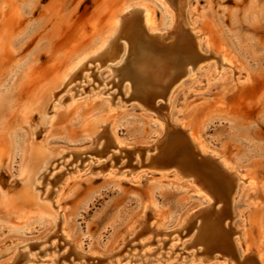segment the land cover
<instances>
[{"label": "rangeland", "instance_id": "1", "mask_svg": "<svg viewBox=\"0 0 264 264\" xmlns=\"http://www.w3.org/2000/svg\"><path fill=\"white\" fill-rule=\"evenodd\" d=\"M129 4L151 11L147 24L165 36L160 44L177 42L179 25L198 34L202 60L186 66L168 99L167 89L146 101L136 98L133 82L120 72L135 47L121 32L108 43L117 57L87 62L110 19ZM181 15L184 23L171 25L155 0H0V264H168V253L173 264L234 262L196 243L198 212L219 210L223 202L208 194L217 206L198 210L208 192L194 176L176 166L143 165V155H158L173 134L187 137L177 125L242 175L223 222L230 227L223 225L240 261L264 264V0H186ZM96 63L102 76L115 75L102 85L91 68L88 86L82 74ZM67 93L75 98L70 104ZM108 93L115 103L110 110L103 101ZM58 95L62 102L48 121ZM160 113L167 116L164 132ZM105 131L123 145L103 153ZM155 138L157 148L146 151ZM46 189L51 196L45 199ZM142 220L155 226L147 239L137 236ZM174 235L180 240L171 250L166 243ZM146 240L144 260H135ZM113 253L116 263H110Z\"/></svg>", "mask_w": 264, "mask_h": 264}, {"label": "bare ground", "instance_id": "2", "mask_svg": "<svg viewBox=\"0 0 264 264\" xmlns=\"http://www.w3.org/2000/svg\"><path fill=\"white\" fill-rule=\"evenodd\" d=\"M155 1H157L160 5H162L165 11L169 14L170 16L169 18L171 19L170 20L171 25L173 24V22L176 24V21H179V19L182 23H184L183 16L181 15L182 17L179 18L178 14L184 12L186 0H183L182 2H180L179 0H155ZM172 8H174V10ZM151 20H152L151 11L148 9L145 8L141 9L140 7L139 8L135 7L132 4H129L126 7H122L117 13L113 15V17L108 22L109 26L105 34L103 35V41L100 43V45H98V49L90 55V59H89L90 61L85 60V62L86 61L91 62V59L95 60L103 57L113 58L115 55V49L111 48V46H108V43L112 40L113 37L116 38L118 36L117 34L121 32L120 35L123 38L133 41V46L135 47V51L129 66L128 67L126 66L127 67L126 69L122 68L123 70L121 69L120 72L122 73L124 78H129L133 82L136 98L142 101H146L148 97L155 98L159 94L161 95L164 89H167V92L165 93V99H168L169 95L178 85V82L180 81V77L184 76V72L189 70V67L186 66L188 64H192V65L196 64L197 66L198 63L202 60L198 51V48H200V43L199 40L197 39L198 34L197 33H195V35L192 34L190 32L192 30L191 27L182 28L181 25H179L178 28L180 29L178 33L179 36L177 42L163 45L160 44L159 42L162 39H164L165 36H163L162 34H156L154 31L155 28L149 26L150 24L149 25L147 24L151 22ZM146 25H148V27ZM143 31L147 35H144L142 33ZM127 47L124 46L122 48L123 51L121 52L122 53L121 57L124 51L125 50L127 51L128 49ZM219 54H221V52ZM122 59H124V57H122ZM82 62L83 60L81 61V63ZM74 68L75 67H70L69 70L64 71L63 73L65 74L64 79H66V77L69 78L71 76L70 71H72ZM91 68H94L95 70L94 73L96 74L98 73L102 85L108 82L109 80L107 79L108 76L110 77L111 75L112 77H114L115 75L114 73L109 72L106 76H102L99 73L100 65H98L97 63L92 65V67L91 65L90 66L88 65L85 67L87 71L84 74H82V77L84 78V81L87 82L88 86H90L91 84L89 81L91 74L89 70H91ZM70 80H73V78ZM101 92H105L103 90V87ZM52 93L53 92L50 91V97L47 98L45 102L46 105H49V103L52 102V100H49L53 96ZM124 93L125 94L129 93L127 86L124 88ZM67 96H68L67 102L69 101L68 104H70V102L72 103V101L75 100L72 93H67ZM109 96L110 95L108 93L103 100L107 106V110H110V108H113L115 105L114 102L112 103L110 102ZM62 98L63 96L61 97V95H58L54 99L55 101V103H53L54 108L51 112V115H48V121L52 117L53 115L52 113L54 112V110L57 109V106L62 102ZM67 102L65 104H67ZM165 107L167 108L168 106L166 105ZM45 112L46 111L43 108L41 110L42 113L41 119L43 120L45 119V114H46ZM160 116L161 119L163 120L160 123V128L164 132L165 125L163 124V122L166 121L165 117L167 116L164 117V114L162 113H160ZM101 122L98 123L95 132L96 131L98 132V129L101 127L102 125ZM177 126L180 128V130L183 129V131L186 132L187 137H185L184 134L182 133L173 134L168 143V147L160 151L158 155L148 154V153L147 155H143V159L146 161L143 163V165L151 166L155 168H166L170 166H176L180 171L194 176L197 183L202 188H204V190H206V193L208 192L207 194L204 193L205 198H207L206 203L202 204L201 206L199 205L200 207L198 208V210L206 209L207 207L210 206L212 207V203L213 204L216 203L214 199L213 200L215 202L211 200V197L209 195L211 196L213 195L214 198H216V200L220 201V203L223 202L221 204H223L224 207L221 208L222 207L221 206L219 210H217L216 207L217 205L215 204L216 208H213L212 211L207 210V211L198 212L197 217L202 218L203 221L201 220L202 222L198 223L199 225H198L196 243H200L204 245V247L207 250L212 249L215 251H220L222 254L227 255L230 259L234 260V262H231V264H253L251 262H248L247 259L246 261L243 262L240 261L241 258H238L239 255L237 253V242H235L234 239L230 238L231 231L228 228L229 221L223 223L224 221H226L225 219H227L230 216V213H232V211H230L229 213L228 208L230 207V210L232 209L234 199L237 196L241 186L239 179L242 177V175H239L240 172L236 170L234 167L230 166V164L228 165L226 159H223L221 154L217 155L215 152L213 153V152L205 151L202 144L199 143L197 137L187 132L188 131L187 127L184 128L183 126L180 125ZM101 136L104 137L105 140L104 142H106V148L103 151V153L107 152V149H109L110 147H118L119 145H123V143L117 140L115 136H114L115 141L111 139L106 134V131L103 132ZM157 139L158 138H155L154 142L151 143V146L149 145L148 147H146L145 150L148 152L149 151L153 152L157 148V144L160 142V139H158L159 142L156 141ZM155 141L158 143L156 144ZM134 147L137 148L136 151H138L140 148V146H134ZM140 166L142 165L139 164L136 168H139ZM108 170L109 171H107V173L112 172L110 168ZM158 172H166V171H158ZM122 174L124 176H127V173L125 172H122ZM35 181H37L38 184H41L38 178ZM196 189L199 193H202L200 192L201 190L198 189V187H196ZM50 196L51 194H49V190L46 189L44 198L46 199L49 198ZM33 199L35 201L40 199L37 191L34 192ZM144 221L142 220L143 222L141 223L142 230L137 234V236H140L141 238L144 237L147 239L148 238L147 235L155 230V226L153 225L154 223L152 222V224L151 223L150 224L154 226V228H152L151 226L149 227ZM223 224L228 226L226 227ZM146 226L147 228L144 230ZM181 228H182V224H181ZM194 229L196 228H193L190 231L191 235L196 231V230L194 231ZM237 232L238 230L236 231V233ZM179 240H180L179 236L174 235L169 239L168 241L169 243L168 242L166 243V246L167 244L168 246L167 247L165 245L164 246L172 250L173 247L176 246V242H178ZM149 244H150L149 240L144 241L142 245L143 247L145 246V248L142 247L144 251H142L141 256L135 260L138 261L140 259L144 260L143 257L146 255L147 251L150 248L148 246ZM163 244L165 243L163 242ZM23 245H26V242H24ZM161 248L162 247L159 246L160 250ZM244 251L245 248L243 249V253ZM149 253L150 252H148V254ZM93 254H97V253H93ZM114 254L115 253H113L112 255ZM133 254L134 253H132V255ZM170 254L168 253L163 258L167 259L168 264H173L175 261L174 259H172L173 257L171 258ZM11 256H12L11 258H13L14 255ZM55 256L56 255L49 257V260L52 263H54L55 261ZM114 256L115 257L113 261L110 260L111 261L110 263L112 262L116 263L119 261V257H117V254ZM161 257L162 254L154 257V260L156 259L155 261H157ZM29 260L33 261L34 259L32 258ZM44 260L45 259H42V261H40V263L38 261V263L44 264ZM177 261L178 259L176 260V262ZM220 264H225V263L221 261Z\"/></svg>", "mask_w": 264, "mask_h": 264}]
</instances>
